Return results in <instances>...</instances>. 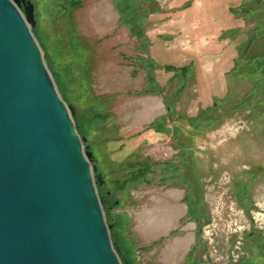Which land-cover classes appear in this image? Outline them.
Listing matches in <instances>:
<instances>
[{
  "label": "rangeland",
  "instance_id": "obj_1",
  "mask_svg": "<svg viewBox=\"0 0 264 264\" xmlns=\"http://www.w3.org/2000/svg\"><path fill=\"white\" fill-rule=\"evenodd\" d=\"M27 1L121 263L264 264V0Z\"/></svg>",
  "mask_w": 264,
  "mask_h": 264
},
{
  "label": "water",
  "instance_id": "obj_2",
  "mask_svg": "<svg viewBox=\"0 0 264 264\" xmlns=\"http://www.w3.org/2000/svg\"><path fill=\"white\" fill-rule=\"evenodd\" d=\"M34 26L30 1L0 0V264H122Z\"/></svg>",
  "mask_w": 264,
  "mask_h": 264
},
{
  "label": "trees",
  "instance_id": "obj_3",
  "mask_svg": "<svg viewBox=\"0 0 264 264\" xmlns=\"http://www.w3.org/2000/svg\"><path fill=\"white\" fill-rule=\"evenodd\" d=\"M123 13V12H122ZM84 146V145H83ZM84 151L86 152V153H89V152H87L86 150H85V148H84ZM97 184H98V186H99V183H98V181H97ZM98 197H99V195H98ZM100 199V198H99ZM100 201H101V199H100ZM101 205H102V209H103V211H105V205H104V203H103V201H101ZM109 227V232H110V237H111V241H112V244H113V248H114V250L116 251V253L118 254V251H117V247H115L116 245H114V241H113V236H112V227H110V226H108ZM119 256V255H118ZM119 259H121L120 257H119ZM123 264V263H122Z\"/></svg>",
  "mask_w": 264,
  "mask_h": 264
},
{
  "label": "bare ground",
  "instance_id": "obj_4",
  "mask_svg": "<svg viewBox=\"0 0 264 264\" xmlns=\"http://www.w3.org/2000/svg\"><path fill=\"white\" fill-rule=\"evenodd\" d=\"M154 103H155V102H154ZM154 103L152 102L151 105H149V106H151V107H150L151 111H152V110H155V108H156V107L154 106ZM148 115H149V114L147 113V114L142 115V117H146V116H148ZM172 210H173V209H172ZM172 210L170 209V211H172ZM148 220H150V219H148ZM145 221H146V220H145ZM145 221H144V222H145ZM148 222H149V221H148ZM148 222H147V223H148ZM149 223H150V222H149ZM155 223H156V222H155ZM155 223H154V224H155ZM152 224H153V223H152ZM159 224H160V223H159ZM159 224H158V226H157V229L159 228ZM156 225H157V224H156ZM145 226H147V225H145ZM145 226H143V229H144ZM149 226H150V225H149ZM153 226H154V225H153ZM151 227H152V226H151ZM154 228H155V226H154ZM148 230H150V227H149ZM148 230H147V231H148ZM152 230H153V229L151 228L150 231H152ZM155 230H156V229H155ZM187 240H188V239H187ZM186 243H187V242H185V244H186Z\"/></svg>",
  "mask_w": 264,
  "mask_h": 264
},
{
  "label": "crops",
  "instance_id": "obj_5",
  "mask_svg": "<svg viewBox=\"0 0 264 264\" xmlns=\"http://www.w3.org/2000/svg\"><path fill=\"white\" fill-rule=\"evenodd\" d=\"M184 245H186V246H187V244H184Z\"/></svg>",
  "mask_w": 264,
  "mask_h": 264
}]
</instances>
